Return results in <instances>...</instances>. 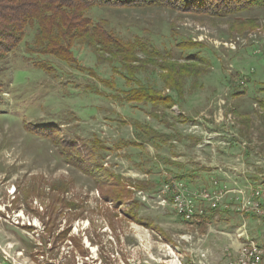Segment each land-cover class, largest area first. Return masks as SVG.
I'll use <instances>...</instances> for the list:
<instances>
[{"label":"rangeland","instance_id":"1","mask_svg":"<svg viewBox=\"0 0 264 264\" xmlns=\"http://www.w3.org/2000/svg\"><path fill=\"white\" fill-rule=\"evenodd\" d=\"M89 17L125 42L138 39L179 59L130 52L125 57L133 68L146 67L126 83L122 56L106 61L100 53L97 61L91 47L76 45L80 69L54 62L48 74L30 64L35 56L25 43L34 32H27L0 64V264H228L248 239L244 223L264 264V218L242 209L251 189L264 188L258 104L264 101V9L215 18L166 7L99 6ZM196 53L207 64L180 59ZM161 64L187 72L178 95L163 87ZM137 83L176 103L164 111L119 101ZM34 128L56 129L92 147L125 188L110 186L88 164L72 166L63 146L34 135ZM60 136L55 141L62 144ZM169 160L198 177L174 178L165 168ZM170 168L177 174L178 167ZM140 182L143 189L133 188ZM120 190L131 194L119 198ZM214 191L223 196L215 199ZM177 194H205L194 202L195 215L208 213L204 226L179 217ZM134 211L148 225L133 221Z\"/></svg>","mask_w":264,"mask_h":264},{"label":"trees","instance_id":"2","mask_svg":"<svg viewBox=\"0 0 264 264\" xmlns=\"http://www.w3.org/2000/svg\"><path fill=\"white\" fill-rule=\"evenodd\" d=\"M99 6L127 8L166 7L215 18H227L256 9H264V0H0V64L5 63L8 56L18 50L22 43H25L24 41L29 30H33V38L31 42L25 44L28 45V52L35 56V60H31L30 64L44 70L48 74L55 71V68L52 67L54 62L70 68L80 69L72 50L76 45L91 47L90 49L95 54L97 61L102 60L99 56L100 53L107 56L108 59L103 58L106 61H110L115 56H122L124 61L119 70L128 74L129 78L126 80V83L132 82L130 80H133V72L135 74V72L143 71L145 70L143 68L146 67L144 65L133 68L131 66L133 62L130 63V57H125L130 52L142 53L147 56H163L168 61L179 59V56L175 58L174 53L171 51L159 52L157 49L151 50L146 46L148 44H144L138 39H135L134 42H125L121 38L111 34L100 22L94 23L89 17V13L92 9ZM191 43L194 48L197 47L195 45H198L193 42ZM187 44H190V42H187ZM153 52L154 54H151ZM182 55L181 61L197 65V67L207 64L205 58L198 53L187 58H184ZM111 64L113 65L114 63ZM161 66L163 67H160V69L163 72L166 71V75L163 74L164 76H161L163 77L161 79L163 87L174 91L178 95L180 91H183V80L187 72L180 71L183 68L182 66L179 68V71L171 67L170 64H166L167 67L164 64H161ZM188 73L191 75L195 74L190 71ZM136 87L123 92L119 101L129 105L145 102L147 106L148 104L153 105L164 111L170 110L173 104L176 103L175 98L168 94H163L162 91L140 83H137ZM239 87L241 89L244 88L241 85ZM258 104L264 109L263 100H258ZM33 133L41 138L44 136V138H48L51 142L53 141L63 146L61 148L64 150L62 156L72 166L83 170L86 164H88L94 172L109 179L110 186H118L120 189L125 188L121 182L122 178L114 174L113 176L111 172L100 164L97 154L92 147L86 148L79 141L67 139L64 133L59 134V131L56 129L39 131L38 128H34ZM58 135L64 137L62 144L55 141V137H58ZM146 137H148V140L153 141L151 139L152 136L149 137L147 135ZM156 137L161 138L162 136L157 135ZM138 138L141 141L145 140L141 136H138ZM78 142L80 145H77ZM132 143L138 145L137 140ZM94 144H96V141ZM107 149L109 148L99 145V150L107 152L105 151ZM111 178H116L119 182H113ZM134 187L141 189L142 183H134ZM128 194H131V192L120 190L118 196L119 198H126ZM42 195L38 198L49 199L45 198L44 194ZM24 199L28 198L24 196ZM136 214L135 211L132 212L133 221L138 222V224L148 225L146 222H140L141 219ZM202 219L204 217H199L197 222H200Z\"/></svg>","mask_w":264,"mask_h":264},{"label":"built area","instance_id":"3","mask_svg":"<svg viewBox=\"0 0 264 264\" xmlns=\"http://www.w3.org/2000/svg\"><path fill=\"white\" fill-rule=\"evenodd\" d=\"M251 190L252 200H250V202L248 201V204H245L242 209L245 211L250 210L249 212L251 214H256L258 217H264V188L258 187ZM218 193L219 194L214 191L213 196H215V199L223 196L221 191ZM204 197H206L205 194H177L174 199V205L179 217L187 223H197V215H195L194 211V202L195 199L204 200ZM216 206L217 205L214 203L213 210L216 209ZM228 264H258V251L253 250L252 240L248 238V244H246V247L240 248L236 261H231Z\"/></svg>","mask_w":264,"mask_h":264},{"label":"crops","instance_id":"4","mask_svg":"<svg viewBox=\"0 0 264 264\" xmlns=\"http://www.w3.org/2000/svg\"><path fill=\"white\" fill-rule=\"evenodd\" d=\"M162 136V135H161ZM157 138V137H156ZM164 139H166V137H163V139L162 140H160V143L161 142H165V140ZM192 145L193 146H196V145H198L199 143H197L194 139H192ZM137 143H139V142H137ZM159 143V144H160ZM159 144H157V146L159 145ZM156 146V147H157ZM197 147V146H196ZM165 163V168H167L168 169V171H170L169 173L170 174H173L174 175V178H178L179 180H186L187 178H189V179H196L197 177H198V175H197V173H196V170H193V171H191V172H185V174H182V172H183V165H181V164H179V163H172L171 162V160H169V161H165L164 162ZM170 166L172 167V166H176V167H178L179 168V170L177 171V174H174V173H172L171 172V168H170ZM179 172V173H178ZM207 216H208V213H206V215L204 216V219H202L200 222H197V223H194V225H202V226H204V222L206 221V218H207ZM220 217H221V214H220ZM253 217V216H252ZM262 218H264V217H262ZM221 219V218H220ZM222 221H224V219L222 220ZM191 225H193V224H191ZM242 225H244L245 227V235L247 236V238H249V236H248V234H247V228H246V223H244V224H242ZM240 227H242V226H240ZM239 227V228H240ZM238 229V228H237ZM236 229V230H237ZM235 230V231H236ZM250 239V238H249Z\"/></svg>","mask_w":264,"mask_h":264},{"label":"bare ground","instance_id":"5","mask_svg":"<svg viewBox=\"0 0 264 264\" xmlns=\"http://www.w3.org/2000/svg\"><path fill=\"white\" fill-rule=\"evenodd\" d=\"M196 215H197V220L199 217L205 216V215L203 216L202 214H200V215L196 214ZM246 244H248V239H246V242L242 245V247H246ZM252 247H253L254 251H258V264H261V262H262V251H261L260 247L256 243H254L253 241H252Z\"/></svg>","mask_w":264,"mask_h":264}]
</instances>
